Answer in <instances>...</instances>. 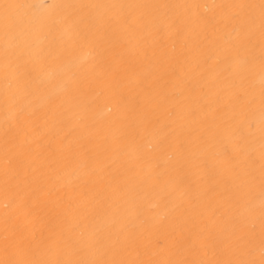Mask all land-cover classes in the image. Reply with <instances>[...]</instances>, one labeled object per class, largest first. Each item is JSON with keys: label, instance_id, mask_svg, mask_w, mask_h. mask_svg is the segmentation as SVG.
Segmentation results:
<instances>
[{"label": "snow or ice", "instance_id": "obj_1", "mask_svg": "<svg viewBox=\"0 0 264 264\" xmlns=\"http://www.w3.org/2000/svg\"><path fill=\"white\" fill-rule=\"evenodd\" d=\"M0 264H264V0H0Z\"/></svg>", "mask_w": 264, "mask_h": 264}]
</instances>
